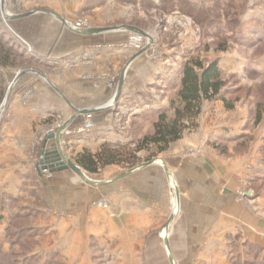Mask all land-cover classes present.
Listing matches in <instances>:
<instances>
[{"label": "rangeland", "instance_id": "rangeland-1", "mask_svg": "<svg viewBox=\"0 0 264 264\" xmlns=\"http://www.w3.org/2000/svg\"><path fill=\"white\" fill-rule=\"evenodd\" d=\"M45 9L75 27L115 29L76 33ZM0 32L18 40L7 45L25 51L14 55L15 65H0V154L6 158L0 161V264H171L165 230L182 196L167 160L200 154L208 145L199 130L189 133V139L202 137L195 144L185 139L166 152L143 148L134 166L85 170L106 182L156 160L129 175L135 184L121 178L94 185L71 168L46 175L40 167L47 156L44 140L65 124L69 133L60 146L74 162L83 150L96 152L104 143L135 150L161 112L173 114L182 65L192 59L216 61L222 70V92L233 107L220 98L207 102L199 122L214 138L213 152L256 157L248 168L260 170L248 174L238 197L264 218V0H6L4 6L0 0ZM126 68L121 93L107 107ZM27 70L33 71L22 74ZM75 103L101 108L93 130L78 131L83 115L74 119ZM44 106L52 111L41 112ZM20 107L34 114L33 126L21 121ZM220 127L227 132L216 136ZM15 130L26 143L13 140ZM74 133L85 134L82 141L90 145L71 140ZM147 177L152 187L143 184ZM255 252L252 263L264 264V251Z\"/></svg>", "mask_w": 264, "mask_h": 264}, {"label": "crops", "instance_id": "crops-1", "mask_svg": "<svg viewBox=\"0 0 264 264\" xmlns=\"http://www.w3.org/2000/svg\"><path fill=\"white\" fill-rule=\"evenodd\" d=\"M34 43L37 45V42L34 41ZM75 52L67 51L66 54L70 56L71 54L74 55ZM66 90L71 92L67 87ZM207 102L211 101H204L201 114H203V108ZM71 106H76L79 109L84 108V105L77 103L71 104ZM20 108L22 109L21 121L27 124L26 127L33 126L34 114L31 115L32 112H27L24 107ZM43 108L39 110L47 113L52 111L49 107L44 106ZM73 113L76 115L77 112ZM201 114L195 124L186 128L182 137L177 141L186 139L187 144H195V140L199 141L203 137L202 143H207L208 146L205 145L202 152L196 156L185 157L176 154L167 160L170 170L173 169L178 179L180 185L178 190L182 200H178L179 213L166 226L165 247L169 256L175 258L174 264H253L250 255H255L253 254L256 253L255 247L264 251V218L253 211L248 201L238 197V189L248 174H257L261 165H256L253 170H249V162L255 161L256 164V157L254 160H248L246 154L236 153L227 158L223 154L213 152L211 144L214 143V138L211 137L207 124L205 126L199 122ZM96 116L97 112L82 116L81 121L84 119L95 121ZM99 127L103 128L104 125H99ZM93 128L89 130H93ZM195 130H199L198 133L202 137L199 138L196 133V137L193 136L192 139H189L190 131ZM15 131L13 140L15 142L20 141V145L26 143V138L22 139V131ZM225 132L227 130L220 127L216 136H221ZM82 138H85V134L74 133L71 140L73 139L81 145H86V143L90 145L89 142L82 141ZM79 140L81 141L79 142ZM175 142H172L168 149L162 152L168 151ZM0 161L6 162V158L5 160L2 158V154H0ZM4 165L6 166V164ZM129 175L122 179H128L129 183L135 184L133 179H129L131 178ZM142 180L146 186L152 187L154 184L148 177ZM259 205H264V202L261 201ZM155 220V218H151L148 225L151 227ZM159 221L158 224L165 222L164 219H159ZM251 247L254 248L253 253L250 251Z\"/></svg>", "mask_w": 264, "mask_h": 264}, {"label": "trees", "instance_id": "trees-1", "mask_svg": "<svg viewBox=\"0 0 264 264\" xmlns=\"http://www.w3.org/2000/svg\"><path fill=\"white\" fill-rule=\"evenodd\" d=\"M4 33L0 32V65L10 67L15 65L14 55L23 56L25 51L12 44L7 45L9 41L12 43L18 40L6 37ZM224 85L222 70L216 61L208 65L197 59L185 61L181 68L177 102L173 103V114L161 112L154 124L153 132L143 137L135 150L123 145L104 143L96 152L89 149L80 152L75 158L76 163L90 173H98L102 168L112 164L134 166L138 162V152L151 145L157 146L161 152L165 151L172 142L182 137L186 128L195 124L202 112L204 101L220 98L225 101L228 108L233 107L222 92ZM4 91L3 79H0V101L5 95Z\"/></svg>", "mask_w": 264, "mask_h": 264}, {"label": "water", "instance_id": "water-1", "mask_svg": "<svg viewBox=\"0 0 264 264\" xmlns=\"http://www.w3.org/2000/svg\"><path fill=\"white\" fill-rule=\"evenodd\" d=\"M1 1H2V5L4 6L6 0H1ZM45 11L55 15L56 17H58L61 20V22H63L67 26V28L69 30H72L73 32H76V33H80V34H84V35H94V34L110 32V31H113L115 29L114 27L86 28V29L80 28V27H75L72 24H70L62 15L58 14L57 12L52 11V10H48V9H45ZM29 14L30 13H28V15ZM126 70H127V68L122 73L121 83L119 84L118 91H117L116 95L113 98L114 100H116L118 95L121 93L122 82H123V80L125 78ZM28 71H33V70L22 71V74H24V73H26ZM34 72L39 73L37 71H34ZM40 75H42V74H40ZM10 91H11V89H10ZM10 91L8 92V95H7L6 99H5L3 107L7 104L8 100L10 98V93H11ZM100 109L101 108H82V109L76 108V112L77 113H76L74 119L76 117L80 116V115L82 116V115H85V114H93V113L97 112ZM66 125L67 124L62 126V128L57 133H51V135H49L48 138H46L44 140V142H43L44 143L43 154L47 155L48 162H49V168H50V170L52 172H55L57 170H64V169L71 168V169L75 170L76 172H78L90 184L107 185V184H110L111 182H113L115 180H118V179H121V178H124V177L128 176L129 174L135 172L136 170H139L141 168H144V167H147L149 165H152L156 161V160H151V161H149V162H147L145 164H142L141 166H139L137 168H134V169H132V170H130V171L118 176L114 180H110V181H106V182L103 181L102 182V181H98V180L92 179L90 176H88L85 173V170L80 165H78L70 157H68L65 154V152L60 148V143H61L62 138H63V131H64ZM51 138L55 139V142H56L55 145L54 144H50V139ZM176 193H177L178 199H179V190L178 189H176ZM173 218L174 217L171 216L170 220H172ZM170 260H171L172 264H174V259L172 257H170Z\"/></svg>", "mask_w": 264, "mask_h": 264}, {"label": "built area", "instance_id": "built-area-1", "mask_svg": "<svg viewBox=\"0 0 264 264\" xmlns=\"http://www.w3.org/2000/svg\"><path fill=\"white\" fill-rule=\"evenodd\" d=\"M86 115H92V114H85L83 116H86ZM94 127V121L93 120H88V119H84L83 121H81L79 123V127H78V131L79 132H84L86 130H89L91 128ZM54 128L48 130V132L52 131ZM68 131V132H67ZM67 132L69 133V130L67 128L64 129L63 131V136H64V133ZM46 135V133L44 134ZM64 138H62V143H65V141L63 140ZM41 171L42 173L46 174V175H50L51 174V170L49 168V162H48V158L47 156H42L41 158Z\"/></svg>", "mask_w": 264, "mask_h": 264}, {"label": "bare ground", "instance_id": "bare-ground-1", "mask_svg": "<svg viewBox=\"0 0 264 264\" xmlns=\"http://www.w3.org/2000/svg\"><path fill=\"white\" fill-rule=\"evenodd\" d=\"M113 102H114V99H112V100L109 102V104L107 105V107L112 106V105H113ZM60 148H61V146H60Z\"/></svg>", "mask_w": 264, "mask_h": 264}]
</instances>
